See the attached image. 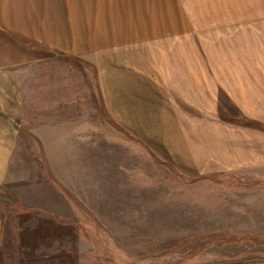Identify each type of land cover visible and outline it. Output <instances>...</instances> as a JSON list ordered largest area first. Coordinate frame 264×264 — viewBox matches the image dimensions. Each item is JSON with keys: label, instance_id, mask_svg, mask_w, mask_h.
Returning a JSON list of instances; mask_svg holds the SVG:
<instances>
[{"label": "rangeland", "instance_id": "rangeland-1", "mask_svg": "<svg viewBox=\"0 0 264 264\" xmlns=\"http://www.w3.org/2000/svg\"><path fill=\"white\" fill-rule=\"evenodd\" d=\"M241 1L178 0L188 100L112 90L107 117L89 55L0 73V264L264 259V0Z\"/></svg>", "mask_w": 264, "mask_h": 264}, {"label": "crops", "instance_id": "crops-1", "mask_svg": "<svg viewBox=\"0 0 264 264\" xmlns=\"http://www.w3.org/2000/svg\"><path fill=\"white\" fill-rule=\"evenodd\" d=\"M187 19L178 0H0V73L45 65L53 53L89 55L107 117L114 91L122 105H130L128 97L141 104L153 97L147 89L162 87L173 90L170 99L188 100L195 85L204 87L193 80ZM137 111L142 120L179 119L151 109ZM234 264H264V259Z\"/></svg>", "mask_w": 264, "mask_h": 264}]
</instances>
